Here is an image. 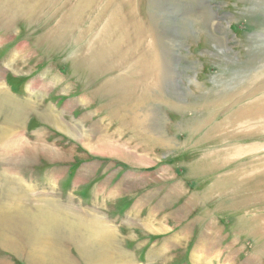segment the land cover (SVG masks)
Wrapping results in <instances>:
<instances>
[{
    "label": "rangeland",
    "instance_id": "rangeland-1",
    "mask_svg": "<svg viewBox=\"0 0 264 264\" xmlns=\"http://www.w3.org/2000/svg\"><path fill=\"white\" fill-rule=\"evenodd\" d=\"M0 82V130L26 142L0 156V239L20 245L0 264H26L35 235L89 264L81 212L124 264H264V0H0Z\"/></svg>",
    "mask_w": 264,
    "mask_h": 264
},
{
    "label": "bare ground",
    "instance_id": "bare-ground-1",
    "mask_svg": "<svg viewBox=\"0 0 264 264\" xmlns=\"http://www.w3.org/2000/svg\"><path fill=\"white\" fill-rule=\"evenodd\" d=\"M167 66L165 65L164 68H166ZM156 76H157L156 77V81H157L159 74H156ZM161 77L162 75H160V78ZM0 93H1L0 97H2L3 99L13 98L10 94H8L5 91L1 82H0ZM16 110H17V107H16ZM41 118L53 124L58 129L66 133L67 132L70 133L77 140L82 142V144L85 147H87L89 150H91L95 154H100V155L109 156V157L119 155V157L125 160H128L132 163H133L134 157H136L131 151H128L125 148L118 146L111 141L100 140L99 138L98 139L91 138L87 136L83 131L76 130L75 128L68 126V124L66 125L62 123L61 121H58L57 119H53L55 118L53 117V115L42 114ZM14 122L15 121H13V123ZM13 123H11L10 125L9 123L5 124L3 127H1V130H0L1 131L0 132V156L7 160L8 159L9 160L19 159L20 156L22 155V149L24 148L25 143H26L24 139L21 137V134L19 133V131H17L18 125H16V123L15 124ZM29 193H30V190H28V194ZM1 195L3 196L2 193ZM2 198L4 199V197ZM38 201L43 205L41 207L45 208L46 210L50 209L51 206L54 205L52 200L44 198V197L38 198ZM47 206L50 208H47ZM7 214H12V212L10 210H6L3 212L0 211V221L6 220L7 218H5V215ZM14 214L20 215L21 213L18 212L16 214L14 212ZM38 215L39 216L36 218V226H37L36 229L39 228L40 225L38 224H41V222L44 225L49 224V223L57 225V226L63 225L62 222L56 221V218L54 217V213H52L53 217L44 216L42 214H38ZM78 224L84 226V228H79V229L81 230L80 232L81 239H84V245L86 246L80 247L77 244L76 246H77L78 251L80 252L79 255L80 254L82 255V252L84 251L87 252V248H88L89 255H87L88 256L87 258H84L85 255L83 253V258L86 263L88 261L89 264L90 262L92 264L93 263L95 264V262H97L98 264H124L123 260L119 258L116 259L114 257V254L116 251L115 232L108 224H106L101 218L100 219L97 218L96 215L94 214L86 215V212H81L80 222H78ZM40 236L41 235L32 236L31 238L32 241L29 240L28 242L29 248H27V253H26L27 259H25L26 264H50V263L51 264H65V262L62 261L61 256L60 258H55V257H58L57 252H59V249L54 248L50 245L48 236H44V235H42V237ZM0 244H2L1 246L3 248L5 249L9 248L8 250L11 249L12 251H14V249H17V248L19 249V246H20L19 243H18V246H16V242H14L13 240H9V239L7 240L3 239V241L0 239Z\"/></svg>",
    "mask_w": 264,
    "mask_h": 264
}]
</instances>
